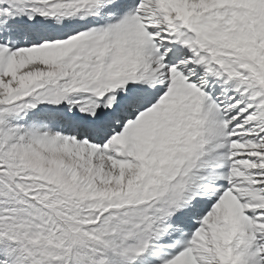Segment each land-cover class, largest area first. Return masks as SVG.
<instances>
[{
  "label": "snow or ice",
  "instance_id": "snow-or-ice-1",
  "mask_svg": "<svg viewBox=\"0 0 264 264\" xmlns=\"http://www.w3.org/2000/svg\"><path fill=\"white\" fill-rule=\"evenodd\" d=\"M0 264H264V0H0Z\"/></svg>",
  "mask_w": 264,
  "mask_h": 264
}]
</instances>
